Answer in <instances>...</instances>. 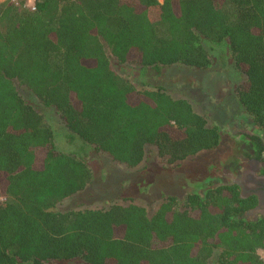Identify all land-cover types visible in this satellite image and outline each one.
<instances>
[{
	"label": "trees",
	"instance_id": "obj_1",
	"mask_svg": "<svg viewBox=\"0 0 264 264\" xmlns=\"http://www.w3.org/2000/svg\"><path fill=\"white\" fill-rule=\"evenodd\" d=\"M228 50L245 78L239 104L264 130V0H37L30 10L0 1V264H264V219L237 185L139 204L58 210L85 190L94 168L83 147L58 133L19 91L53 109L69 144L81 142L137 168L149 148L162 163L216 149L219 127L164 88L137 89L112 67L136 64L158 76L205 71ZM57 133V136H56ZM256 155L264 141L249 136Z\"/></svg>",
	"mask_w": 264,
	"mask_h": 264
},
{
	"label": "rangeland",
	"instance_id": "obj_2",
	"mask_svg": "<svg viewBox=\"0 0 264 264\" xmlns=\"http://www.w3.org/2000/svg\"><path fill=\"white\" fill-rule=\"evenodd\" d=\"M112 67L139 90L162 87L174 98L187 99L209 125L219 127L221 143L214 150L174 164L162 163L158 150L149 148L145 162L137 168H129L81 142L69 144L65 139L66 129L56 112L45 108L31 92L20 87V93L43 114L55 132L57 130L60 147L73 153L83 147V155L95 170L88 187L65 199L56 209H107L114 203H135L152 214L166 196H176L182 204L193 192L203 194L208 187L243 181L244 172L248 173L251 167L248 159L253 157V142L249 136L264 139V130L256 127L238 102L236 87L245 77L236 70L228 50L214 52L212 65L205 71L175 66L165 68L158 76L152 70L142 72L139 65H119L113 59ZM65 264L85 263L75 260Z\"/></svg>",
	"mask_w": 264,
	"mask_h": 264
},
{
	"label": "flooded vegetation",
	"instance_id": "obj_3",
	"mask_svg": "<svg viewBox=\"0 0 264 264\" xmlns=\"http://www.w3.org/2000/svg\"><path fill=\"white\" fill-rule=\"evenodd\" d=\"M260 139L264 141V139ZM248 161L251 162V167L248 173L244 172L243 181L226 184L237 185L241 198L256 200L255 206L249 208L244 213L245 220L248 222H256L260 219H264V151L258 156L253 148V157L248 159ZM219 186L220 185L208 187V189L217 188ZM258 251L260 256L264 258V250ZM211 263L218 264V261L214 258Z\"/></svg>",
	"mask_w": 264,
	"mask_h": 264
},
{
	"label": "built area",
	"instance_id": "obj_4",
	"mask_svg": "<svg viewBox=\"0 0 264 264\" xmlns=\"http://www.w3.org/2000/svg\"><path fill=\"white\" fill-rule=\"evenodd\" d=\"M15 4H21V2H24V6L30 10L36 9V2L37 0H12ZM5 198L3 196H0V200H4Z\"/></svg>",
	"mask_w": 264,
	"mask_h": 264
}]
</instances>
